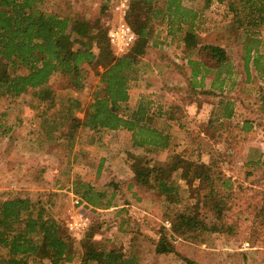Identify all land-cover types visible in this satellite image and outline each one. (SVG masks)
I'll use <instances>...</instances> for the list:
<instances>
[{
  "label": "rangeland",
  "instance_id": "374dc122",
  "mask_svg": "<svg viewBox=\"0 0 264 264\" xmlns=\"http://www.w3.org/2000/svg\"><path fill=\"white\" fill-rule=\"evenodd\" d=\"M118 1L43 0L40 7L50 13L60 12L62 17L71 16L88 22L99 20L103 28L108 30L118 21L117 16L112 13V8ZM156 5L164 9L165 0H158ZM215 13L218 14L215 20L221 21L224 12ZM242 20L244 21V18ZM153 28L155 32L149 39L157 45L148 46V56L155 64L166 58L163 62L170 65L171 61L167 60V56L173 54L175 48L169 46L165 40V22L154 23ZM159 28L160 35L156 39L154 35ZM241 34L242 32H239L237 38L229 36L228 42L240 40ZM253 47L252 44L244 45L245 50ZM150 58L148 60L151 61ZM170 59L172 60V57ZM142 62L139 60V70L128 107L131 111H136L140 104L144 105L143 102H152V105L149 104L144 124L168 133L172 137L173 148L142 155L140 149L132 148L130 132L104 133L93 137L94 141L90 143L92 138L86 130H79L74 137L71 154H64L66 150L55 148L51 150L58 152L60 159L54 155L44 157L42 152H49L50 146L40 143L43 135L39 129L40 119L38 115L33 117L29 108L30 105L35 106L37 101L29 99L28 96L24 102L21 99L14 101L2 98L0 113L5 114V118L0 121V201L11 197L25 198L32 202L40 200L45 205L56 201L49 213L58 219L70 236L68 223L72 218L81 215L88 220V228L81 239L77 240L71 236L77 246L88 232L93 231L95 241L109 242L104 244L108 249L112 245L118 248L123 244L125 253L132 257L133 264H187L186 260L192 264H264V118L260 117V113L264 115V77L255 76L253 87H245L243 77H234L235 85L231 87L233 82H230L228 92L216 96L206 94V84L203 80L202 87H198L197 93L194 94L189 79L174 77L169 72L162 77L153 72L149 75V70L141 67ZM143 70L144 75L141 74ZM86 71L88 74L85 83L88 87L82 91L59 90V84H65L67 80L58 75L51 79L52 90L56 96L61 97L62 103L66 97L80 98L84 104L91 102L92 93L101 87L94 72L100 73L102 69L86 68ZM144 84H149L150 88L143 89ZM219 101L223 103L212 117L211 108L215 109ZM228 102L232 105L231 108L236 109L239 117L228 119L223 133L217 131L215 126L209 128V119L220 122L227 120L223 109ZM197 103L202 105L199 110L196 108ZM157 106L165 110V116L158 118L162 111H159L161 108ZM192 106L194 109H191ZM174 108L182 111L179 113L176 109V112ZM56 111L57 108L49 114ZM75 116L81 119L83 113H76ZM18 118L21 126L17 124ZM244 123H248L251 129L245 127ZM9 127L10 131L6 132V135L2 134ZM66 131L61 130L54 136L67 144L63 136ZM27 133L34 134L33 142H16L20 135L29 136ZM185 150H188L186 154ZM176 151L185 156L191 152L192 156L189 157L194 159L193 161L208 164L213 171L212 178L221 174L222 179L229 180H223L228 183L229 189L221 187L220 182L212 186L221 196L227 195L221 222L224 231L211 233L202 230L190 233L192 239L171 240L175 246L174 254L158 257L154 253V245L160 241L161 228L164 227L170 234L171 221L181 222V214H190L195 201L190 199L172 205L163 198L154 197L146 189H129L128 184L133 176L130 166L132 158L135 157L149 160V166L153 162L164 163L169 161ZM32 152L41 154V157L27 158L26 155ZM73 154L79 156L76 164L71 162ZM99 164L101 167L97 173ZM68 169L77 172V177L90 182L96 190L105 191L108 196L114 194L111 206L91 211L84 208V204L75 206L70 195L72 192L67 194L65 191H54L53 188L65 182L69 185L68 181H73V177L67 178ZM208 191L209 188L201 191V194ZM52 194L63 196L65 199L54 200ZM187 196L184 194L183 197ZM198 211L205 224L215 221L211 204L204 208L200 204ZM67 264H80L79 258L75 257Z\"/></svg>",
  "mask_w": 264,
  "mask_h": 264
},
{
  "label": "trees",
  "instance_id": "16d2710c",
  "mask_svg": "<svg viewBox=\"0 0 264 264\" xmlns=\"http://www.w3.org/2000/svg\"><path fill=\"white\" fill-rule=\"evenodd\" d=\"M229 1L231 10L240 5L247 26L264 25V2ZM129 2L126 23L135 33L136 40L123 55L115 56L107 30L99 20L88 22L71 16L62 17L60 12H47L40 7L43 0H0V99H21L24 102L28 96L37 101L29 108L33 117L38 115L40 119L39 129L43 134L40 143L49 145L48 154L58 159L60 154L51 149L62 148L66 150L64 154H71L73 140L79 130H86L92 138L90 143H93V137L104 133L130 132L132 148L140 149L142 155L173 148L172 137L168 133L144 124L147 113L144 105L140 104L136 111H131L128 103L137 78L139 60L145 56L149 38L155 32L154 23L165 22L168 34H174V27L179 23L192 27L196 15L189 9L181 8L180 0H165L164 9L156 5L158 0ZM258 2L260 6H257ZM178 31L181 29L178 28ZM183 42L188 49L196 48L198 36L187 31ZM197 57L199 62L196 64L209 69L221 68L227 61L223 49L210 45L199 47ZM97 67L102 69L100 73L94 72L101 87L92 93L88 104L82 103L80 98L70 97L62 103L61 97L52 90L51 79L56 75L67 80L65 84H59V90L86 89V68L95 70ZM55 108L57 111L49 114ZM76 113H83V117L77 118ZM230 117L231 114H228L227 120L222 122L209 119L207 125L209 128L215 126L223 133ZM3 118L5 114L0 113V121ZM17 120L20 124L19 118ZM10 129L6 128L2 134L6 135ZM61 130H67L63 135L67 144L54 136ZM184 152L186 154L188 150ZM190 153L186 158L185 154L176 151L169 161L153 162L150 166L149 160L132 158L130 170L133 176L129 189H146L154 197L163 198L172 205L190 199L195 201L193 206L196 210L192 207L190 214H181V222L171 221L170 234L164 227L161 228L160 241L154 245V253L158 257L174 254L175 246L171 240L192 239L190 233L202 230L211 233L224 231L221 222L227 195L221 196L212 186L220 182L221 187L229 189L228 183L223 181L229 180L222 179L221 174L212 178L211 167L204 162L193 161ZM73 156V162H76L78 154ZM100 167L99 164L97 173ZM72 177V191L85 203L84 208L94 211L111 206L114 194L108 196L105 191L96 190L94 185L77 177L76 173ZM208 188V192L201 194ZM184 194L188 195L187 198L183 197ZM57 196L52 194L54 200L65 199ZM55 204L56 201L45 205L40 200L32 202L20 197L0 201V264H67L75 257L79 258L80 264H133L123 244L118 248L112 245L108 249L104 244L109 242L95 241L93 231L88 232L77 246L58 219L49 213ZM200 204L203 208L211 204L214 222L205 224L200 219ZM186 263L192 264L188 260Z\"/></svg>",
  "mask_w": 264,
  "mask_h": 264
},
{
  "label": "crops",
  "instance_id": "0c3cea01",
  "mask_svg": "<svg viewBox=\"0 0 264 264\" xmlns=\"http://www.w3.org/2000/svg\"><path fill=\"white\" fill-rule=\"evenodd\" d=\"M260 2H264V0H260ZM181 8L189 9L193 14L196 15V18L193 20L192 27H186L182 25V23L177 24L174 28L176 31L174 34H168V28L165 24V40L170 45L174 46L175 50L173 54H169L168 61H171V64L168 65L166 62L159 60L158 64L152 61V59L148 56L149 50H146V54L140 60L143 61L141 63V67L144 70H149L148 74L151 75L152 72L158 77H162L165 73L169 72L172 73L174 77L182 78V79H189L191 88L193 87L194 94L197 93L198 87H202V82L205 80L206 84V94H211L213 96L216 95H223L228 92L227 88L230 82L231 87L234 84V77H243L244 78V86L245 87H253L254 86V77H264V25H256L249 27L247 23L243 21V11L240 5L238 4L237 8L231 10L230 5L231 2L229 0H224L219 2L217 0H180ZM261 4L258 2L257 6ZM217 13H222V17L220 18L221 21H216L215 19L218 18ZM236 12V13H235ZM236 15L239 17L236 18ZM241 16V20H240ZM238 19V20H237ZM178 28L181 31H178ZM163 27H161V30ZM160 28L156 30V34L154 38L157 39L158 35H160ZM190 31L198 36V42L196 48L188 49L185 47L183 42L185 32ZM234 32V34L229 32ZM242 32L240 36V40H233L228 42L227 38L229 36H233V38H237L236 36ZM159 33V34H158ZM252 44L253 48H248L247 50L244 49V45ZM154 44V45H153ZM229 46H227V45ZM155 47L157 43H152L149 40L148 46ZM215 46L223 49L227 56V61L225 65L221 68H203L202 66L197 65L196 63L199 62L198 55V48L201 46ZM148 47V48H149ZM172 57V60L170 59ZM151 59L148 60V59ZM165 63V64H164ZM242 64V65H240ZM139 70V65L137 66V71ZM142 71L141 74L144 75L145 71ZM254 70V71H253ZM155 76V77H157ZM193 85V86H192ZM264 85V84H262ZM150 88L149 84H144L143 89L147 90ZM190 88V89H191ZM133 91V89L131 90ZM144 94L142 95V97ZM144 107L147 112H149V104L152 105V102H143ZM222 101H219L216 104V108H211L212 117L213 114L218 111V107L222 105ZM199 105L197 103L196 108L199 110ZM214 107L213 105H211ZM231 104L226 103L224 106V117L227 118L228 114H231L230 119L233 117H239V114L236 113V109L233 107L231 108ZM158 108H161L157 106ZM194 109V106L191 109ZM178 110L179 113L182 111L178 108H174V110ZM203 109V107H202ZM176 110V112H177ZM162 111L160 116H165V110L163 111L162 108L159 110ZM148 114V113H146ZM260 117L264 118V115L260 113ZM178 119V118H176ZM223 119V118H222ZM179 120V119H178ZM21 126V124H19ZM245 127L251 129V126L248 123H244ZM262 126V125H261ZM153 128V127H150ZM158 130V129H157ZM162 131V130H160ZM164 132V131H162ZM165 133V132H164ZM166 134V133H165ZM28 137V138H26ZM34 138L30 136H23L20 135L16 142H33ZM44 157H47L48 154L45 151L42 152ZM27 158H36L41 157V154H36L32 152L31 154L26 155ZM79 158V156H78ZM74 156L71 157V162H73ZM78 160V159H77ZM78 163V161L73 162V164ZM72 169H68L66 173L67 178L73 176ZM28 173V172H27ZM77 172H74V174ZM69 185H66V182L57 188H53L54 191H65L67 194H70L80 199L76 196L72 191V181L69 182ZM60 197V196H58ZM85 204V203H83Z\"/></svg>",
  "mask_w": 264,
  "mask_h": 264
},
{
  "label": "built area",
  "instance_id": "2783aa9c",
  "mask_svg": "<svg viewBox=\"0 0 264 264\" xmlns=\"http://www.w3.org/2000/svg\"><path fill=\"white\" fill-rule=\"evenodd\" d=\"M130 10L129 0H119L112 8V13L118 18V21L108 28L107 38L114 50L115 56L123 55L135 42L136 36L132 28L126 23V16ZM74 205L81 206L83 203L80 199L73 196ZM88 228V220L81 215L72 218L68 223V230L72 237L81 239Z\"/></svg>",
  "mask_w": 264,
  "mask_h": 264
}]
</instances>
